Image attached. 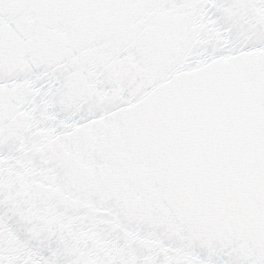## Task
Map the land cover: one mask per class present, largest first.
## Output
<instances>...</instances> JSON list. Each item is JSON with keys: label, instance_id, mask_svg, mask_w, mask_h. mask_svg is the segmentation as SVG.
<instances>
[{"label": "snow or ice", "instance_id": "6c2138e0", "mask_svg": "<svg viewBox=\"0 0 264 264\" xmlns=\"http://www.w3.org/2000/svg\"><path fill=\"white\" fill-rule=\"evenodd\" d=\"M0 264H264V0H0Z\"/></svg>", "mask_w": 264, "mask_h": 264}]
</instances>
